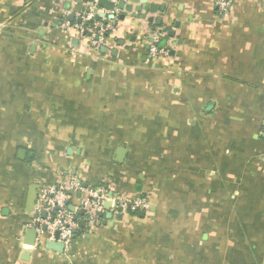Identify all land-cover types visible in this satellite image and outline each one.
Masks as SVG:
<instances>
[{
    "label": "crops",
    "instance_id": "crops-1",
    "mask_svg": "<svg viewBox=\"0 0 264 264\" xmlns=\"http://www.w3.org/2000/svg\"><path fill=\"white\" fill-rule=\"evenodd\" d=\"M150 2L94 50L90 1L0 0V264H264V0ZM70 180L149 207L25 244L29 188Z\"/></svg>",
    "mask_w": 264,
    "mask_h": 264
},
{
    "label": "built area",
    "instance_id": "built-area-1",
    "mask_svg": "<svg viewBox=\"0 0 264 264\" xmlns=\"http://www.w3.org/2000/svg\"><path fill=\"white\" fill-rule=\"evenodd\" d=\"M234 0H217L216 6L220 17H227L231 12ZM98 13L94 8L89 12L79 15L80 23L73 25L82 36L87 37L90 46L94 50H99L105 45L108 32L116 30L115 20H108L107 17L97 20ZM71 23L65 21L63 27H71ZM160 37H152L149 46V53L153 58L168 57V51L160 46ZM82 198L78 202V208L73 207L77 195ZM110 191L104 186H95L84 189L80 183L70 180L58 187L44 188L37 194V202L30 228H36V246L44 247L48 241L62 243L65 249L72 245L75 233L79 230V215L84 211V217L91 224H99L106 213L105 203L111 202V211L119 209L131 211L133 213L149 207V202L144 198L133 201H121L117 198L109 199ZM43 215L46 217L43 218ZM59 238L56 239V233Z\"/></svg>",
    "mask_w": 264,
    "mask_h": 264
},
{
    "label": "water",
    "instance_id": "water-1",
    "mask_svg": "<svg viewBox=\"0 0 264 264\" xmlns=\"http://www.w3.org/2000/svg\"><path fill=\"white\" fill-rule=\"evenodd\" d=\"M81 1V0H76ZM91 2V6L95 7L94 10L96 13H98V17L103 19L106 18V15L104 13H99V9H103L105 12H109L110 14L107 16L108 20H115L117 11L121 12V15L119 17L120 21H124L127 16H131L133 19L136 20H142L148 23V26L150 27L153 22L154 18L149 17V14H155L157 6L155 4H152L151 0H86ZM86 12H89L87 10ZM69 19L71 21H74V15L69 16ZM79 23L81 20L79 19ZM163 22L162 19H158L157 23L158 25H161ZM152 32H155V29H152ZM173 36V34H171ZM154 37V36H153ZM167 41L163 40L160 42V46L164 47L166 45ZM104 51L106 49H103ZM126 154L125 149H119L117 151V158L116 161L118 163H122L124 161ZM80 183V181H78ZM83 187H87V185L82 184ZM37 192H38V186L33 185L29 188L28 194H27V212L32 215L34 213L35 205L37 202ZM80 196V195H79ZM80 198V197H78ZM117 198V195H115L113 192H110L109 199ZM105 209L109 213L108 215L111 216V202L107 201L105 203ZM71 210L73 211V207H71ZM120 212L122 213V209H120ZM81 215H84V211L82 210ZM46 216L43 215V218ZM33 219H36V215L33 216ZM119 220L122 219V215L118 217ZM81 226H85V221H81ZM25 244L29 246H36V239H37V231L36 228H29L25 232ZM59 238V232L56 233V239ZM48 250L55 251L58 253H64L65 246L62 243L58 242H51L48 241L45 246Z\"/></svg>",
    "mask_w": 264,
    "mask_h": 264
},
{
    "label": "trees",
    "instance_id": "trees-1",
    "mask_svg": "<svg viewBox=\"0 0 264 264\" xmlns=\"http://www.w3.org/2000/svg\"><path fill=\"white\" fill-rule=\"evenodd\" d=\"M97 20H98V21H100V18H99V17H97Z\"/></svg>",
    "mask_w": 264,
    "mask_h": 264
}]
</instances>
